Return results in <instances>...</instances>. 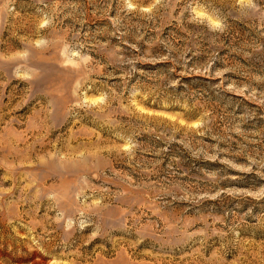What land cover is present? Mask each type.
<instances>
[{
  "label": "rangeland",
  "instance_id": "obj_1",
  "mask_svg": "<svg viewBox=\"0 0 264 264\" xmlns=\"http://www.w3.org/2000/svg\"><path fill=\"white\" fill-rule=\"evenodd\" d=\"M0 208V264H264V0H0Z\"/></svg>",
  "mask_w": 264,
  "mask_h": 264
},
{
  "label": "bare ground",
  "instance_id": "obj_2",
  "mask_svg": "<svg viewBox=\"0 0 264 264\" xmlns=\"http://www.w3.org/2000/svg\"><path fill=\"white\" fill-rule=\"evenodd\" d=\"M1 209V208H0ZM1 218V217H0ZM2 220V219H1ZM3 221V220H2ZM1 248V247H0Z\"/></svg>",
  "mask_w": 264,
  "mask_h": 264
}]
</instances>
